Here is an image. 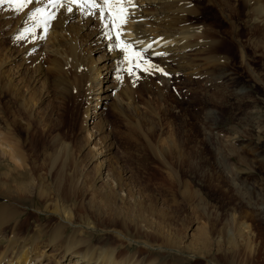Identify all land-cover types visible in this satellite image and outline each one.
Segmentation results:
<instances>
[{
	"label": "rangeland",
	"instance_id": "rangeland-1",
	"mask_svg": "<svg viewBox=\"0 0 264 264\" xmlns=\"http://www.w3.org/2000/svg\"><path fill=\"white\" fill-rule=\"evenodd\" d=\"M191 1L201 10L193 21L205 24L221 39L215 49L229 59L222 69L198 80L171 73L170 64L160 65L144 52V58L159 64L167 75L155 72L156 68L145 71L143 66L130 74L133 66L116 43V51H122L123 67L112 82L118 100L100 99L105 104L100 117L107 123L101 136L105 143L111 142V154H101L98 147L89 154L84 150L96 142L87 133L93 121L88 113L96 106L98 94L94 92L90 98L76 83L71 93L61 97L43 76L53 74L54 59L60 60L72 82L81 75L87 84L94 75L99 52L92 47L89 30L82 28L83 21L66 22L49 6L30 3L17 11L7 2L0 3V129L12 133L18 142L25 162L31 166L30 188L41 197L48 191L55 201L57 195L64 194L65 204L74 200L78 204L69 191H63L69 183L60 188L61 194H53L59 191L54 174L61 164L65 163L68 172L75 169L76 175L87 177L86 186L99 185L95 174L114 169L116 175L127 178L123 194L150 204L154 222L183 241H190L187 233L201 234L208 257L157 248L149 252L136 245L123 248L128 253L146 259L159 256L162 264H264L263 28L251 23L241 0H216L231 24L223 20L217 8L208 7L207 0ZM60 18L66 25L64 38L57 36ZM90 26L86 29L92 30L94 25ZM232 28L241 49L230 36ZM9 166L0 156V174L8 172ZM86 186L74 184L76 195L81 196ZM112 188L118 190L115 185ZM44 204L43 209L28 202V218L19 229L21 235L54 224L50 214L36 211L45 210ZM192 225L197 227L196 232L190 229ZM242 228L245 230L240 235ZM94 241L100 245L99 240ZM104 242L112 243V238L106 237Z\"/></svg>",
	"mask_w": 264,
	"mask_h": 264
},
{
	"label": "bare ground",
	"instance_id": "bare-ground-1",
	"mask_svg": "<svg viewBox=\"0 0 264 264\" xmlns=\"http://www.w3.org/2000/svg\"><path fill=\"white\" fill-rule=\"evenodd\" d=\"M207 1L208 7L214 6L223 20L229 24L232 23L225 9L219 8L216 0ZM191 2V0H134L133 5H125L130 17L129 23L121 31V39L127 42L139 41L135 44L136 50L144 49L145 53L160 65L170 64L172 67L170 72L179 73L181 76L200 80L210 72L214 73L216 69H222L229 58L215 49V45L220 43L221 39L212 34L213 32H209L210 29L205 24L193 21L201 10L195 8ZM241 2L246 6L251 23L263 28L264 33V0H241ZM31 3L35 7L49 6V9L59 12L61 17L64 16L66 22L83 21L82 28L89 30L92 47L99 52V56L95 59V63L98 62V64L94 65L95 72L91 77L92 80L88 77L87 84H85L83 77L74 73L76 76L73 83L63 72L59 59H54L52 62L53 74L50 77H47V74L43 76L51 82L56 93L61 97L71 93L76 85L80 87L81 92L89 94L90 98L94 92L98 94L95 96L96 106L88 113L89 119L93 121L90 123L91 131L87 133L88 138L94 136L93 140L96 142L94 146L89 144L86 146L85 143L84 150L88 153L98 147L96 150L101 149V154H111L113 148L111 142L105 143L104 137L101 136L107 130V123L100 117L105 106L100 99L116 98L118 100L114 89L116 87L112 82H114L113 79H117L116 76L119 77L121 73L117 72H120L123 67L120 68L122 51L119 48V51L115 49L119 41L113 34L116 30L109 22L111 19L109 13L102 14L98 9L86 7L81 0H77L76 3L61 0V4L57 6H53L50 0H32ZM69 7L72 11H68ZM57 21V24L54 23L59 34H56L64 38L66 35L65 22L61 21V18ZM89 25H94L93 28L90 26L92 30L86 29ZM230 33L241 49V43L235 37L236 29L232 28ZM71 47L75 48L74 44ZM54 52L59 54L57 49H54ZM151 64L163 68L158 66L159 64L152 62ZM113 65H118L116 66L118 69L116 70ZM113 69L116 71L112 72ZM109 73L111 74L108 75ZM57 144L60 146V143ZM63 147H61L63 150L67 149ZM62 149L61 151L64 152ZM0 156L2 159L6 158L8 164L11 165L8 172L0 174V196L4 198L0 202V237L5 240L2 242L0 239V264H162L159 256H149L146 259L139 257L138 253H128L123 250L131 245H136L149 252L157 248L160 251L171 250L178 253L194 252L208 257L204 250V237L201 234L196 236L194 232L187 233L190 241H183L165 226L162 229L161 224L154 222L153 213L149 211L150 204L132 194H123L122 192L128 186L127 178L116 175L114 169H111L110 173L103 170L95 174L99 185L91 183L86 186L87 177L76 175L75 169L69 173L66 165L64 166L65 163L61 164L58 170L55 168L57 171L54 179L58 183L59 191L56 189L57 193L53 194H61L60 188L64 187L65 183H69L68 189L64 188L63 191H67L66 194L70 192L71 197L78 200V204L75 200L74 203L65 204L64 194L57 195L56 200L51 201L53 198L50 199L51 194L48 191L42 193L46 197H41L38 191H32L33 188L30 186L33 184V178L30 174L28 176L31 166L25 162L23 151L12 133H7L2 129H0ZM95 157L96 152L90 156V164ZM106 168L108 171V167ZM69 175L75 178L71 179ZM74 184L86 186L81 196L76 195V191L74 192ZM112 185H115L118 190H113ZM28 202L37 208L41 205L43 208L45 203V210L43 208V211L40 209L36 211L50 214L55 219L54 224L51 225L53 227H38L31 233L21 235L19 229L23 221L28 218L26 215ZM76 206H79L80 210H75ZM193 226L190 229L196 232L197 227L193 228ZM242 230H240V235L245 228ZM106 237H111L112 243L106 244L107 242H104ZM221 238V235H217V240ZM93 239L99 240L100 245L93 244L95 242Z\"/></svg>",
	"mask_w": 264,
	"mask_h": 264
},
{
	"label": "snow or ice",
	"instance_id": "snow-or-ice-1",
	"mask_svg": "<svg viewBox=\"0 0 264 264\" xmlns=\"http://www.w3.org/2000/svg\"><path fill=\"white\" fill-rule=\"evenodd\" d=\"M4 2L14 6L17 11H21L30 4L32 0H0V3ZM70 2L76 3L77 0H70ZM81 2L86 7L98 9L102 14L105 12L109 13L111 17L109 22L112 24V27L116 29L113 34L116 36V39L120 41L117 47L121 48V50L126 53L125 59L133 66L129 69L130 74H134L135 69L142 66L145 71H148L150 68H156V70L160 72L164 71L162 68L152 65L144 58V49L136 50L135 44H138L139 41L127 42L121 39V31L123 27L129 23L130 17V13L126 10L125 5H133L134 0H81ZM50 3H52L53 6H57L61 4V0H50ZM68 11H72L71 7L68 8ZM37 12L43 13L44 9H37ZM33 18H35V13L33 14ZM48 18L52 19L54 17L49 16ZM46 30L45 28V31ZM164 74L167 75V73Z\"/></svg>",
	"mask_w": 264,
	"mask_h": 264
}]
</instances>
